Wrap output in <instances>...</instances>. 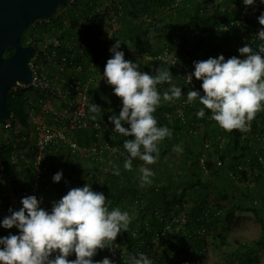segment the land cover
<instances>
[{"label":"clouds","instance_id":"9594fccd","mask_svg":"<svg viewBox=\"0 0 264 264\" xmlns=\"http://www.w3.org/2000/svg\"><path fill=\"white\" fill-rule=\"evenodd\" d=\"M245 6H252L255 0H242ZM264 4V0H260ZM264 26V12L258 17ZM260 43L256 48L246 44L238 49L239 56L225 59L223 55L194 61V71L185 80L191 83L193 77L201 81L203 95L189 90L185 103L199 102L203 107L196 112L198 119L210 110V119L225 131H250V122L264 110V27L255 36ZM121 42L116 40L109 49L103 79L113 86L114 95L121 98L119 115L112 114L109 121L113 132L131 137L123 142L126 156L123 167L132 170L133 160L139 159L141 186L150 185L155 173L147 165L159 159L158 144L172 132L167 126H158L153 113L161 100L172 102L181 98V87L172 83L168 69L159 67L155 75L139 70L138 63L125 60L120 50ZM168 83L170 87L162 94L157 85ZM99 107L89 106L91 113ZM95 119V116H93ZM127 125V127H125ZM174 151H182L174 146ZM114 174L119 175L115 169ZM63 172L57 171L52 177L59 183ZM19 210L9 209L10 215L0 221L4 229H18L19 234L0 237V264H116L108 257L94 260L97 250L111 247L122 231L126 232L131 222L128 211L119 207L111 208V201L102 192H95L91 185L71 188L51 209L41 207L42 200L26 196L20 201ZM75 255V259L69 257ZM127 264H153L144 253L129 255Z\"/></svg>","mask_w":264,"mask_h":264},{"label":"built area","instance_id":"2783aa9c","mask_svg":"<svg viewBox=\"0 0 264 264\" xmlns=\"http://www.w3.org/2000/svg\"><path fill=\"white\" fill-rule=\"evenodd\" d=\"M81 1H86L92 11L90 20L95 17L101 20L104 11H107L106 17L110 25L116 24L121 19L120 6L115 0H68L67 5L58 9L52 17L36 20L32 24V34L26 39V45L35 48V53L28 64L32 72V79L28 85L17 84L11 90L14 92L18 88L27 90L25 100L29 130L25 136L20 137V142H26V146H29L26 153L30 157L24 162L25 169H29V171L22 177L9 180L4 177L3 166L0 163V180L11 191L6 197L0 191V206L3 210L8 209L9 211L10 208L19 210L22 206L20 201L26 196H36L38 200H42L41 207L50 210L52 203L66 194L59 197L57 189L65 186L76 188L85 185L70 180V175H73L77 168L82 167L90 168L86 174L87 178H90L88 184L91 185V189L101 192L99 185L104 184L99 180V174L105 168L108 173H111L112 168L113 171L116 169L114 158L115 154L117 155V149L113 142L119 133L113 132V126H105L103 123L106 121L94 120L89 111L91 96L100 85L105 84L103 73L106 62L110 58L103 54L100 62H94L93 45L87 39L83 42L79 41L75 35L70 34L71 30L68 31L70 29L68 9L73 5L78 6ZM230 29L228 26L221 27L223 31H231ZM108 35H110L109 31L102 34L98 43L95 42L96 48L101 47L103 39ZM254 38L256 37L252 36L251 42L255 41ZM248 39H241L240 45L246 43ZM40 44L42 50L38 49ZM257 45L253 47L256 48ZM140 57L147 61L167 62L172 70L181 74L182 82L189 90L204 94L194 77L191 83H187L185 78L192 71L188 66L181 65L179 58L173 55L167 47L157 57L145 54ZM51 68H54L55 71H49ZM185 101L186 99L180 98L167 102L170 106L175 107V110L167 112L164 117L171 120L174 114L181 123H186L185 110L191 107V104H187ZM12 119L10 114L5 129H12ZM12 132L15 135V131ZM200 132L196 128L188 130V134L192 138H198ZM249 133L253 134V139L262 143L261 141L264 139V110L258 112L250 122V131L246 134ZM212 138L214 139L202 140L199 149L201 156L198 159V168L204 173L208 171L205 167L207 152L216 145L221 151L225 143V140L219 137ZM13 161L15 162L14 157ZM258 163L264 170V158L259 157ZM216 166L222 168L224 164L221 160H217ZM241 170H243V166L238 165L237 171ZM57 171H62L63 176L59 183H54L52 177ZM69 171L74 172L70 174ZM227 173L232 180L238 177L233 171ZM91 178L93 179L91 180ZM21 179L24 183L21 182ZM110 201L111 209L114 205H112V200ZM135 202H140V199L137 198ZM199 211L196 219L192 220L188 215L186 219H190V221L185 220L184 222H187L189 231L193 232V229H196V233L203 236L205 229L201 224L207 225L220 218L221 209L205 204ZM177 214H171L165 218V214L155 213L156 224L158 223L161 227L159 237L170 235L174 226L182 224V219L185 216L182 213ZM181 217L183 218L181 219ZM143 229L145 234H149L148 225H145ZM190 234H187V237H191ZM137 235H139L138 230L130 231L127 243ZM97 252L99 251L97 250ZM108 253L113 256L117 255L114 245L111 244ZM101 256L102 259L105 258L104 254Z\"/></svg>","mask_w":264,"mask_h":264},{"label":"trees","instance_id":"16d2710c","mask_svg":"<svg viewBox=\"0 0 264 264\" xmlns=\"http://www.w3.org/2000/svg\"><path fill=\"white\" fill-rule=\"evenodd\" d=\"M175 0H169L167 6H170L171 3H173ZM85 2V1H84ZM228 2H231V4L235 5V8L228 7ZM240 2L242 0H183V3L181 5H178L174 11H177L176 13V19H170V22H165L162 25H157L155 22H151L148 25V28H144V35L151 36L154 39L157 38H164L165 40V47H167L173 55L177 56L179 58V63L182 65L188 66L190 71H194L192 68L194 61H200L197 60L194 56V50L199 49L202 50L204 48H209V50L213 51H219L220 54L225 55L226 59L232 57V56H239V52L237 48L243 47L246 44H250L252 47L254 45H257L260 41L257 38H254L255 41L251 42L252 36H256V33H253V35L246 34L245 30L246 28H250V26L254 23L258 24V17L259 15L264 12V4L260 3V0H255L254 5L250 6L248 9L243 8L246 7L244 4L241 7ZM211 6V8H210ZM77 5H73L68 10V15L72 14V17L69 20L70 23V29L75 28L78 25V19L73 15V13L76 11ZM180 11H179V10ZM183 11V12H181ZM173 14V13H172ZM235 15V16H233ZM184 23L186 25L185 29H182L178 34L174 33L173 31L179 26V24ZM228 26L231 28V31H223L221 30V27ZM96 29V28H95ZM195 38L198 40L195 45L191 46L193 42V35L196 34ZM95 30H90L86 32V38L94 47V62L98 63L100 62L102 54L105 52L103 47L96 48V39L95 37ZM249 38L246 43L241 44V39ZM84 39V40H85ZM153 41V40H151ZM152 44H150L151 46ZM255 48V47H253ZM155 48L151 47V54L153 57L159 56L163 50H155ZM204 52H207L206 50H203ZM151 55V56H152ZM139 70L144 68L145 73H148L150 75H155L156 69L159 67L163 69H168L173 77L172 83L175 85L181 87V98L187 99L186 93L189 91V89L185 86V84L182 82L181 74L176 72V70H172L171 66L161 60H153V61H146V63L142 64L141 62L138 63ZM199 85H201V81H197ZM102 84V83H101ZM161 87H163L164 90H167L169 88L168 83H162L160 84ZM111 85L108 84H102L100 87L97 88V90L94 92V94L91 96L90 99V105L95 104L99 107L96 113H91L90 115L93 118L95 116L94 120H104L106 122L109 121V116L112 114L106 113V109L104 105H99L101 102V98L103 97V92H106V90ZM159 86V85H157ZM160 87V86H159ZM111 91L113 92V86H111ZM27 90L18 88L15 92L9 91L6 95L7 98V105L10 111V114L12 115V121H11V128L12 129H5L4 124H0V128H2L3 131L9 132V141L7 143H3L0 141V163L3 166L4 170V177L9 180H14L17 177H22L26 172L29 171V169H25V159H29L30 155H25V157H21V151L26 146V142H20V137H23L27 134L29 130V125L27 124V109H26V100H25V94ZM164 92V91H162ZM103 94V95H102ZM162 94V93H161ZM119 98V97H118ZM162 103L159 105L156 109V111L153 113L154 116H158L159 122L160 120L162 123H160V126H167L171 132V137H166L164 140L166 141L164 144H167L168 148L174 145L181 146V149L184 153L187 155H184L182 159L181 169L184 172L187 173V178L189 179L188 182L185 181L182 185L181 189V182L178 183L177 187H172V185H160L157 186L154 183V180H152V183L147 186V189L149 190L147 195H150V200L147 202V209L148 211L151 210L150 218L151 223L156 222L154 210L157 211L160 208H163L165 211L168 208H171L175 205H181L184 198L187 196L185 195V192L189 188L190 196H195L196 193H198L200 190H197L199 187L202 188L201 185H199L200 181L199 179L193 180L192 178H195L196 173L194 164H198V159L201 156V150L197 153H194L192 150L191 140L189 138H192L191 135L188 134L189 129H199L202 125L207 128H212V134L210 135V132L208 129L201 131L200 135L202 134V137L204 140H210L214 139L212 137H219L220 139H224V147L220 151L217 148V145L209 150L207 152V159L205 163V167L208 170L207 173H210L211 175H215L218 178H221L226 181H230L231 183L233 180L229 176V171L235 172V174L238 177H242L244 180L248 177H252L254 181H257L260 179V176L264 174V170L262 169L261 165L258 163V158L262 157L264 158V139L261 141L262 143L256 141V139H253V134L249 133L246 134L245 132H241L239 130H233L231 132L225 131L222 128L218 127L217 122L212 121L210 123L205 120L206 116H211L210 110H206L205 117L202 119H198L196 116V112L199 110V108L203 107L199 104L198 100L191 103V107H188L185 110V115L187 117L186 123H181L180 120L176 117V115L173 114V117L171 120L164 117L165 112H173L175 110V107L170 106L167 102H164L161 100ZM215 125H217L215 127ZM214 126V127H213ZM127 127V125H125ZM20 131V134L14 137V134H12V131L14 129H17ZM188 129V130H187ZM11 130V131H10ZM202 130V129H201ZM15 131V130H14ZM218 131V135L215 136L214 132ZM119 135V136H118ZM117 135V139L121 140L122 143L126 139H130L131 137H124L121 134ZM186 135V136H185ZM117 139L115 140L117 142ZM189 147V148H188ZM191 147V148H190ZM169 150V149H168ZM183 154V153H182ZM14 155L16 156V161H13ZM122 159H126V156H121L120 161L117 164L118 169L121 170L120 177L122 180H126L128 176V173L131 172V170H126V172H123V164ZM217 160H221L224 164L222 168H217L216 162ZM138 161H140L138 158L133 160V167L137 168L136 165H138ZM142 162V161H140ZM143 164V162H142ZM184 164V165H183ZM242 165L243 170L240 172L237 171V166ZM190 166V169L188 168ZM74 171H69L70 174H72ZM123 172V173H122ZM165 172V171H164ZM203 172V171H201ZM204 173V172H203ZM159 174H164L163 172L157 173V177H159ZM122 175V176H121ZM156 175V174H155ZM93 178H91L92 180ZM22 183L23 179H21ZM129 183V182H128ZM2 184V180H0V186ZM142 188V187H141ZM99 190L105 195L106 201L112 200V205L118 203L119 201L116 198V201L112 199V197H109L107 195V191L105 189L104 185H99ZM57 192H60V189H57ZM200 193V192H199ZM2 194V192H1ZM133 195L135 193H132ZM143 194V192H141ZM180 194V195H179ZM136 195H138V191L136 192ZM204 196H199L198 199H200V203L205 201V198L207 194H203ZM147 198V197H146ZM7 200V199H5ZM204 204V203H203ZM0 206V210H1ZM217 208V207H216ZM220 209V208H219ZM198 210L195 207L193 212L189 215L190 219H196L198 216ZM147 211V212H148ZM140 215L136 218V220H143V212L142 210L138 212ZM263 226H262V237L258 241L259 244H263L264 239V218L261 219ZM157 228L154 230L156 233L160 234L161 227H159L158 224ZM143 229V227H142ZM4 231L2 230V227H0V237H4ZM154 236V232L149 234H144L145 242L144 244L147 245L151 243V240ZM168 237V234L165 236H162L159 240L165 244V241L163 238ZM174 239H180L183 243L184 239L180 237H175ZM186 241V240H185ZM129 243V242H128ZM126 243V244H128ZM173 244V243H172ZM172 244H165L164 247L160 245L159 247H162V252L160 254H157L153 257V264H163L164 260L167 257V253H169L173 245ZM186 244V243H185ZM133 246V247H132ZM186 246V245H184ZM137 247V249H135ZM158 247V246H157ZM155 248V252L156 249ZM135 250H134V249ZM188 247L182 248V251L185 256L188 255ZM99 250V249H98ZM141 252H145V248L139 245L138 243H131L130 245H127V253L123 255V257L120 259V261H117V256H113L108 253V248H105L103 250H99L97 254L93 257L94 260H100L101 253L104 254V257H108L109 259H115L116 264H127L129 255H135ZM175 258H177V255H175ZM69 259H75V255L69 257ZM189 261V260H188Z\"/></svg>","mask_w":264,"mask_h":264},{"label":"rangeland","instance_id":"374dc122","mask_svg":"<svg viewBox=\"0 0 264 264\" xmlns=\"http://www.w3.org/2000/svg\"><path fill=\"white\" fill-rule=\"evenodd\" d=\"M262 27L264 26L260 25V29ZM38 49L42 50L41 44L38 46ZM159 86H157L158 91L163 93L162 91L165 90L163 87H161V85ZM103 94L102 98L100 96L101 102L99 105L105 106L106 113H114L118 116L122 108L121 98H118L114 95V92L111 91V86L106 90V92H103ZM164 114L166 115L167 112ZM103 124L105 126L114 127L111 122H105ZM200 128L198 129L199 132ZM202 128L204 130L203 126ZM14 130V137L16 138V136L20 134V131L18 128ZM9 135V132L6 130L3 131L2 128H0L1 142L7 143L10 139ZM202 140H204L202 134L199 135L198 138L191 139L190 142L192 144V150L194 153L199 152ZM120 141L121 140L117 139V142H113L115 147L116 145L118 146L116 150L117 153H120ZM28 148L29 146L27 145L22 149L20 153L21 157H25ZM174 152L176 153V157L174 158L173 163L179 165L182 164V159L184 155L187 154L184 152H182V154L180 151ZM16 159L17 158L14 155V160L16 161ZM141 165L142 162L138 161V165H136L137 168H134V170H132L133 172L131 171L128 173V176L130 174V178L134 179L136 182L138 180V183H140L139 167ZM196 165L198 164H194V166ZM149 166L147 167L152 169L151 165ZM115 168L118 169L117 165ZM188 168L190 169V166ZM194 169L195 172L193 174L196 173V176H194L195 178L192 179H199V185H201L202 188L199 187L197 190H200V193L198 192L192 197L190 196L188 188L185 192L187 197L184 198L181 205H175L171 208H168L166 210L167 212L162 211L164 210L163 208H160L157 211L153 209L154 215L155 213H162L165 214V218L171 214L177 213H182L185 216V218L181 217V219L183 218L182 224L180 223L177 224V226H174L171 230L172 233H170L168 237L163 238L165 244L168 243L169 245L173 243V248L169 253H167V257L163 264H264V245L257 244L259 239L262 237L263 232V223L261 219L264 218V174L260 176V179L257 181H254L252 177H248L246 180H244L242 177H237L231 183L229 180L226 181L216 177L215 175L203 173L199 170V168L197 169V166ZM118 170L120 175L121 170ZM188 172L179 171V176L176 175L175 177L170 178L165 177L163 180H159L158 182L154 181V183L157 186L170 184L173 187L177 181L178 183L181 182L180 184L182 189L183 183H185V181L188 182L189 180L187 178ZM119 175L114 174L113 168L111 173H108L107 168H105V170L99 174V180L104 184L107 195L112 197V199H115L116 197L122 199L120 202L114 204L113 208L119 207L122 211H128L131 217V222L127 231H122L120 234H118L116 240L111 242V244L114 245L116 249V256L119 258L117 261L119 262L123 255L127 253V245H130L131 243H138L139 245L141 244V246L145 248V252L141 253L146 254L152 260L153 257L151 256H156L162 252V247L159 246L162 245L164 247L165 244L159 240L162 236L159 237L160 234L158 235V233L154 231L157 228V225H155L157 221L151 223V210L148 211L146 205L151 199L150 195L148 196L146 193L149 190L147 189V186L144 187L145 185L142 188L138 186L131 190V187L123 185L124 183L122 182H125V180L120 179ZM87 177L88 175L84 173L83 168H77L74 174L70 175V180L82 185L89 183L90 178ZM71 188L73 187H61L60 192H57L58 196L61 197ZM0 191L3 193L4 197H6L9 192L11 193L4 183L1 184ZM137 191L138 195H136ZM141 192H143V194H141ZM132 193L135 194L133 195ZM205 193L207 194L205 201L199 204L200 199H198V197L204 196L203 194ZM137 198L140 199V202L138 203L135 202ZM205 204H210L215 208H220L221 217L211 221V223L207 225L202 223L201 225L205 230L203 233L204 235L200 236L196 233V229H193V232L189 231L187 222L185 223L184 221L188 220L186 217H188V214L190 215L193 212L195 207L200 209ZM141 210L143 212L142 214L144 215L143 220H136L138 215H140L138 212ZM199 212L200 211L198 210V213ZM8 215H10L8 209L3 210L1 208L0 221H2L3 218ZM188 221H190V219ZM145 225H148L149 233L154 232L151 243L147 245L144 244V234L146 232L144 229H142V227ZM134 229L138 230L139 235L133 237L130 242L126 244L129 232ZM2 230L4 231V236L9 234H19L18 229L16 228L4 229L2 227ZM189 233H191V237H187V234ZM175 237L184 239L186 244L180 239H174ZM156 247L157 249L155 252ZM185 247H188L186 248L188 249L187 256H185L182 251V248ZM101 255L103 254L101 253ZM175 255H177V258H175ZM100 260H102V256L100 257Z\"/></svg>","mask_w":264,"mask_h":264},{"label":"crops","instance_id":"0c3cea01","mask_svg":"<svg viewBox=\"0 0 264 264\" xmlns=\"http://www.w3.org/2000/svg\"><path fill=\"white\" fill-rule=\"evenodd\" d=\"M109 1H114V0H109ZM115 1L119 4L120 11L122 14L121 19H119L116 24L114 25L109 24L108 19L106 17L107 11H104V15L102 16L101 20L96 19V17L90 20L89 17L92 14V11L91 9H89V5L86 1L85 2L81 1L77 6L76 11L73 13L75 17L79 18L77 22L78 25L73 29H68V31L71 30L70 34L75 35L79 39V41L81 40V42H83L84 39L86 38L85 37L87 35L86 32L92 29L96 31L95 37H94V39H96V42L98 41V39H100V37L102 36V34H104L105 31H109L110 35L106 36V38L103 39L102 45L100 44L101 47H103L105 51L103 54H106L107 56H109V58H111V53L109 52V49L114 45L116 40H119L122 43L120 50L124 52L125 60H130L134 63L141 62L142 64H144L146 63L147 60H145L144 58H141L140 55L145 54V55L151 56L152 55L150 52L151 47L155 48L153 51H155L156 49L161 51L166 48L164 38L156 37L154 39L151 36L150 37L147 35L145 36L144 31L148 28L149 23L153 21L157 25L159 24L162 25L165 22H170V19L175 20L177 11H174L175 9L171 11V9L176 8L178 5H181L183 3V0H175L173 3H171L170 6H167L166 4L168 3L169 0H115ZM196 1L197 0H195V2ZM229 4L230 6L228 7L235 8L234 4H231V2H228L227 5ZM240 6L242 7L243 3L240 2ZM249 7L250 6H246L243 8L248 9ZM71 17H72V14L69 15L68 19L70 20ZM144 28L146 29L144 30ZM185 28H186V25L184 23H181L179 24V26H177V28L173 32L178 34L182 29H185ZM259 30H260V24L254 23L250 26V28H246L245 33L250 34V35H253V33H256L255 35H257ZM195 33L196 34L193 35V39H192L193 42L191 46L195 45L196 42H198V40H196L197 38H195V36H197L198 34L197 32ZM150 44L152 45L150 46ZM203 50H206L207 52H204ZM194 52H195L194 53L195 58L200 61L207 60L208 58H217L219 55H222L219 53L218 50L216 52L215 51L212 52L211 50H209V48L208 49L204 48L202 50L195 49ZM223 56L226 59V56L225 55ZM192 68L194 69L193 65H192ZM141 70L144 71V68ZM49 71H55V70L54 68H51ZM154 117L157 119V122H159L160 118L158 116H154ZM205 120L207 122L210 121V123L213 121L210 119V116H206ZM160 123H162L161 120H160ZM160 123H159V126H160ZM202 126H201L202 131L207 130V129L209 131L212 130L211 127L207 128L204 126H203L204 130H203ZM216 126L217 125H215V127ZM218 127L219 126H217V128ZM212 133L213 132L211 131L210 135H213ZM214 135L217 136L218 131H215ZM165 142H166L165 140H162L161 142H159L158 144L159 153H160L159 159L157 160L155 164L151 165L152 171L156 174L151 179L156 182H158L159 180H163L165 177L170 178V177H175L176 175L179 176L178 175L179 171H183L180 166L181 164L179 165V164L173 163V160L176 157V153L174 152L172 148H174V146H177V145H174L168 148L167 144H164ZM120 144H121V146L119 147L120 152L121 151L123 152L124 149L122 147L123 145L122 141H120ZM179 145L180 144H178V146ZM117 148L118 146L116 145V149ZM180 152L182 153L183 151H180ZM115 156L116 157L114 158V164L116 166L118 162L120 161L119 159L121 158L120 157L121 154L117 153V155L115 154ZM124 160L125 159H122V162H124ZM82 168L85 174L90 171V168H86V167H82ZM122 171L126 172L124 168ZM160 172H163L164 174L162 175L159 174V177H157V173H160ZM120 179L122 178L120 177ZM128 179H129L128 181L129 183L127 181L122 182V183H124L123 185L131 187V190H133L134 187H138V186L143 187L141 186V183H138V180L136 182L134 179H131L130 174H129V177L126 178V180ZM177 185H178V182L176 181L173 187H177ZM116 198H119V197H116ZM116 198L114 199L115 201H116ZM117 200L120 202L122 199H117Z\"/></svg>","mask_w":264,"mask_h":264},{"label":"water","instance_id":"95a60500","mask_svg":"<svg viewBox=\"0 0 264 264\" xmlns=\"http://www.w3.org/2000/svg\"><path fill=\"white\" fill-rule=\"evenodd\" d=\"M68 0H0V124L8 121L10 111L6 95L17 84L28 85L32 79L29 61L35 53L23 46V36L36 20L52 17ZM12 49L13 53L6 56Z\"/></svg>","mask_w":264,"mask_h":264},{"label":"flooded vegetation","instance_id":"af4514ba","mask_svg":"<svg viewBox=\"0 0 264 264\" xmlns=\"http://www.w3.org/2000/svg\"><path fill=\"white\" fill-rule=\"evenodd\" d=\"M30 34H32V25H31L30 27H28V28L26 29V31H25V34H24V36H23V41H22L23 46H27V45H26V39H27V37H28ZM12 53H13V50H12V49H9V50L6 52V56H10ZM31 59H32V58H31ZM31 59H30V60H31Z\"/></svg>","mask_w":264,"mask_h":264}]
</instances>
